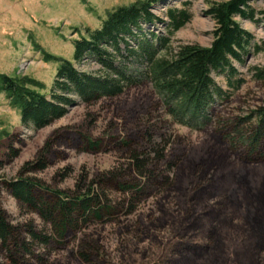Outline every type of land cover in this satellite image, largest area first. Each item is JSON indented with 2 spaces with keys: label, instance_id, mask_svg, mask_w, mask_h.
I'll list each match as a JSON object with an SVG mask.
<instances>
[{
  "label": "rangeland",
  "instance_id": "rangeland-1",
  "mask_svg": "<svg viewBox=\"0 0 264 264\" xmlns=\"http://www.w3.org/2000/svg\"><path fill=\"white\" fill-rule=\"evenodd\" d=\"M135 1L0 0V73L36 80L43 86L33 87L49 93L60 64L56 57L72 60L74 40L85 34L86 27L99 28L111 10ZM216 1L224 0L156 2L152 11L165 22L142 23L143 31L168 35L167 10L186 7L192 18L170 34L172 44L209 46L216 24L206 10ZM251 5L257 11L256 21L237 16L242 27L254 36L250 50L242 61L233 60L235 74L212 73L228 95L216 103V114L208 126L192 128L176 122L165 111L151 82H142L118 96L98 101L83 102L76 97L65 115L39 129L23 124L19 109L0 91V179L16 178L23 165L33 160L56 132L64 134L56 145L58 155L47 168L27 175L68 191L115 172L129 161L131 150H151L155 146L163 150L160 154L163 159L160 162L153 159V164L169 177L167 187H150L148 195L131 212L89 225L64 249L40 248L47 257L42 264H87L75 256L83 238L98 241L109 264H177L181 242L206 241L207 232L203 229L185 230L184 226L193 222L215 231L207 239L211 253L194 264H233L236 254L253 243L251 233L244 229L249 211L243 180L251 177L254 186L262 180L264 157L257 162L240 144L233 148L218 130L219 121H236L264 104V79L256 76L258 69H264V13H260L264 11V0H254ZM131 43L135 44L132 38ZM76 66L87 72L101 69L93 58H85ZM81 135L101 139L103 148L98 152L85 150L79 141ZM125 140L131 144L123 145ZM10 145L20 149L14 158L8 155ZM154 155L153 152L151 157ZM197 166H204L203 172L196 173ZM199 182L215 190L190 202ZM110 197L115 203L125 200V196L115 191ZM2 201L13 223L33 222L39 228L44 227L35 212L8 192L3 191ZM205 211L212 214L207 218L203 216ZM0 264H8L2 253Z\"/></svg>",
  "mask_w": 264,
  "mask_h": 264
},
{
  "label": "trees",
  "instance_id": "trees-1",
  "mask_svg": "<svg viewBox=\"0 0 264 264\" xmlns=\"http://www.w3.org/2000/svg\"><path fill=\"white\" fill-rule=\"evenodd\" d=\"M159 1L162 0H137L119 6L107 14L99 28L86 27L85 34L74 40L73 59L56 57L60 64L49 93L33 87L43 86L36 80L0 73V91L6 93L13 106L19 109L22 123L39 129L65 115L69 106L77 101L76 97L83 102H93L103 97L118 96L142 82H151L165 111L176 122L192 128L211 124L216 114V103L228 95L212 73L235 74L233 60L240 62L249 52L254 36L242 27L237 16L256 21L257 11L251 5L254 0L210 3L206 13L213 18L216 26L209 46L172 44L170 34L192 18L186 7L167 10L168 35L153 31L145 33L142 23L153 25L165 22L152 11L153 4ZM131 38L135 40L134 45ZM85 58L95 59L101 64V69L97 72L78 69L76 63ZM256 74L264 79V69H258ZM218 130L223 132L221 136L233 148L240 144L244 152L252 155L257 162L264 157V104L236 121H219ZM63 137L64 134L54 133L44 142L36 157L23 165L16 178L0 179V253L8 264H42L47 257L40 248L51 246L64 249L89 225L105 223L123 212H131L136 203L148 195L150 187H167L170 184L166 173L157 171L156 164H153V159L158 162L163 159L160 155L163 150L157 146L151 150H131L129 161L115 172L103 174L86 185L79 184L73 191L53 188L27 175L52 163L58 155L56 145ZM79 141L85 150L91 152L103 148L101 139L88 135H81ZM130 144L129 140L123 141L125 146ZM19 152V148L10 145V158L16 157ZM153 152L155 155L151 157ZM247 161L252 162V159ZM203 169L204 166L198 167L196 173L203 172ZM249 178L243 180L249 211L244 229L251 233L253 243L236 254L233 264H264V176L255 186ZM203 181L206 182L205 179ZM204 182L194 187L190 202H196L203 194L215 190ZM3 191L35 212L44 222V227L39 228L33 222L13 223L3 206ZM113 191L125 196L124 202H113L110 197ZM211 214L212 211H205L203 216L208 218ZM184 228L207 232L205 242L183 241L178 245L177 264H194L211 253L207 239L215 231L196 222ZM75 256L87 264H109L101 244L89 238L82 239Z\"/></svg>",
  "mask_w": 264,
  "mask_h": 264
}]
</instances>
